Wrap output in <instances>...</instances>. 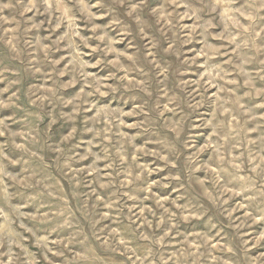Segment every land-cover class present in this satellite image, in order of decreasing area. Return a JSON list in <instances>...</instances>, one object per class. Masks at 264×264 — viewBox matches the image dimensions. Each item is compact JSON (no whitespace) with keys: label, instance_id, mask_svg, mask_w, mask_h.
Segmentation results:
<instances>
[{"label":"rangeland","instance_id":"obj_1","mask_svg":"<svg viewBox=\"0 0 264 264\" xmlns=\"http://www.w3.org/2000/svg\"><path fill=\"white\" fill-rule=\"evenodd\" d=\"M0 264H264V0H0Z\"/></svg>","mask_w":264,"mask_h":264}]
</instances>
